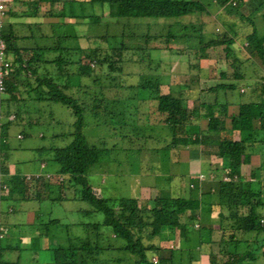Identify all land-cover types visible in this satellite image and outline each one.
Masks as SVG:
<instances>
[{
	"label": "trees",
	"instance_id": "trees-1",
	"mask_svg": "<svg viewBox=\"0 0 264 264\" xmlns=\"http://www.w3.org/2000/svg\"><path fill=\"white\" fill-rule=\"evenodd\" d=\"M204 1L88 0L92 6H100L105 16L109 15L118 19L122 17L177 18L203 11L205 9ZM213 1L228 7L231 6L232 9L237 2H241V0ZM31 4L34 13L38 6L46 5L45 14L58 18L61 20L60 22L65 21V18L81 17L84 12L83 3L77 0H31ZM256 11L259 12L264 23V0L258 3ZM142 21L145 20L140 19L138 22ZM173 23L174 25L171 22L168 27L166 24H158L165 28V33L152 32L153 28L150 27L148 20L146 23L126 24L115 45L107 38L106 42L100 43L96 37L97 45L100 43L96 49L91 48V45L87 48H62L63 38L67 35L65 32L59 34L52 46L40 43H36L33 47L22 46L17 41L23 36L12 35L14 32L10 28H3L4 24L2 25L0 34L6 41L7 53L12 56V69L5 77L8 97L0 99V185L5 184L8 187L6 194H0V201L4 199L24 200L28 198L30 192L33 198L38 199L40 193L37 191L40 186L42 189L43 186H53L52 184L60 182L58 185H74V197L90 205L91 209L82 212L89 215L101 212L104 219L102 223L77 224L80 227L88 228L94 235L92 237L79 235L68 237L65 244L51 248L53 257L51 262L38 263L36 237L29 235V243L24 246L21 245L24 235L17 237L15 243L3 244V240L9 233V228L3 227V214L0 206V264H113L108 259V255L111 253L116 254L114 262L119 264L123 261V257H120L123 255L119 256V252L127 257H132L133 264H171V257L174 256L175 249H170L168 258L159 255L163 248H161L158 239L161 238L164 231L173 232L176 229L179 230V236L185 238L188 228H193L196 222H200L196 229L198 230V240L210 245L208 258L211 264H255L262 254L264 256V184L261 183L264 181L261 178L264 174V32L259 34L255 26L245 34L242 41L253 60L240 58L234 53L232 56L227 54L218 56L215 81L213 83L206 81L209 87L202 90L205 94L212 93L214 95L212 102H208L209 99L205 98V94L199 101L203 108L200 115L208 120L206 131L215 134L226 129V120L229 118L230 129L239 131L240 135L238 140L225 138L222 135L218 136L217 151L214 154L223 159V163L218 167L221 170V175L217 174V179L208 184V191L198 194L201 179L197 177L192 180L193 187L189 197L159 195L145 206L133 197L104 198L100 193L95 192L87 178L90 167L96 163L101 162L100 169L103 167L111 171L113 168L106 167L108 159H103V155L108 154L112 147L90 145L82 132L84 104L90 106L94 116L98 115L99 110L109 116L106 114L107 109L110 105L117 104L119 98L137 97V89L149 88L151 91L141 95L137 106H140L141 110L144 107V111H147L148 108L152 112L155 108L157 112L155 113H159L160 116L156 124L168 128L171 138L163 148L165 153H170L175 148L194 144L201 138L199 134L189 130L192 119L199 116V108L189 107L187 103L189 97L182 93L187 92L190 86L199 82L197 75H191L190 78H187V75L182 76L177 83V90L169 85L166 92L162 91V84L166 79L169 80L170 75L162 77V73H156L155 76L152 75V78L147 77L142 80V74L145 73L140 72L137 74L139 76L136 79L137 84L123 85L115 82V78L120 74H124L122 77L127 76L120 58L123 57L122 51L130 49V47L143 50L142 54L154 62L157 72L161 70L170 72L169 62L161 54L171 53L170 51L173 49L171 44L173 45L178 39L183 40V44L179 48L173 45L176 53L184 54L186 47L194 46V40H196L195 46L198 48L199 40L197 49L200 51L199 54L208 57V49L220 45L225 46L224 49H226L230 44H233L235 34H237L222 32L207 39V35L202 34L199 26L193 25L190 27L191 31L185 33L188 30L186 24H181L182 22L178 19ZM139 30L141 32L138 33ZM126 36L131 39H142L143 45L133 46L129 43L128 46L122 44L119 47L120 37ZM204 36L206 41L200 42V38L202 37L204 40ZM87 39L88 42L94 43L92 36H87ZM105 49H107L106 54H104ZM148 49L150 52H145ZM94 52L102 55L97 60L99 63L97 73L94 72L91 65V53ZM72 61L78 65L76 72L69 70L70 66H73ZM105 62H109L107 69L103 67ZM50 64L54 66L59 64L65 69L56 71L55 68H50ZM90 67H92V71ZM252 71H254L253 75H251ZM249 74L252 79L250 90L245 98L240 96L234 100L235 110L230 109V105L233 103L228 101L230 100L229 93L225 92L227 94L225 102H220L217 99L218 91L234 89L235 85L231 81L245 79ZM57 75L66 77V80L61 83L54 81L52 77ZM22 79L25 80L22 81ZM60 80L62 79L60 78ZM39 88H43L42 95L34 93ZM72 88H75L77 92H83H80L79 98L66 93ZM133 89L135 91L130 93L129 91ZM246 89L245 84L240 85L239 93H245ZM122 90L129 94L117 96ZM32 91V94L26 93ZM28 97L60 102L66 105L75 117L73 131L68 134L69 142L62 147L50 148L51 160L58 164L61 175L60 179L56 177L52 183L45 181L43 179L45 175L41 176V174H33L30 179L27 178V175L7 176V166L5 165L7 157L3 155L7 146V128L9 122L15 120L19 113L18 109L13 110L12 101L14 103L22 102ZM151 102L154 104L152 105ZM10 115H15V118L9 119ZM3 117L5 120L2 122ZM253 154H259L261 162L252 171L249 180H245L242 178L241 168L243 165H249ZM136 170L137 166L129 171ZM255 174L256 178H254ZM212 188L213 191H210ZM203 195H206L210 202L208 206L211 214L207 218L199 219L202 206L205 205L202 199ZM214 196H216V200L213 199ZM216 206L219 207V211L213 209ZM8 212L9 210L5 211V214ZM213 213L216 217L212 216ZM39 224L41 228L46 229L48 225L62 223L59 219L53 218ZM64 226L69 227L70 225ZM100 226L109 227L111 237L99 233ZM44 234L46 235V232ZM249 239H252L250 240L251 244L248 242ZM242 244L244 249L240 252L239 248ZM46 248L48 249V247ZM7 252H14V257L9 256L7 260L3 259ZM154 254L158 255L157 263L152 259L155 257ZM221 254L227 255L225 260L220 259ZM194 256L196 255L192 253V255H188L187 261L182 262L181 260L174 264H192L199 261L200 258Z\"/></svg>",
	"mask_w": 264,
	"mask_h": 264
},
{
	"label": "rangeland",
	"instance_id": "rangeland-1",
	"mask_svg": "<svg viewBox=\"0 0 264 264\" xmlns=\"http://www.w3.org/2000/svg\"><path fill=\"white\" fill-rule=\"evenodd\" d=\"M261 1L262 0H241V2H237V4L234 6V9H232L231 6L228 7L225 4L221 5L217 1L205 0V9L203 11L187 14L177 18L122 17L118 19L109 15L105 16L101 7L96 5L91 6V8H88L86 12H83L82 19H86V22H84L83 25H62V29H60V31L65 33H84L88 36H92V41L94 43H90L89 45H91V48L94 47V49L98 48L100 43L106 42V38L115 45V42L119 41V35L126 24L146 23L147 20L150 27L153 28L152 32L161 31L162 33H165V28L160 27L158 24H166V27H168L171 22L172 25H174L173 21L178 19L180 22H182L181 24H186L188 26V30H186L185 33L191 31L190 27L193 25L199 26L202 34L207 35V39L217 36V33L220 34L222 32H228L232 35L237 33L235 34V41L233 44H230V46L226 49H224L225 46L223 45L208 49V57H203L199 54L200 51L197 50L198 48L195 46L196 40L193 41V47L188 46L185 48L187 49L185 54L176 53L174 46L179 48L183 44V40L181 39L175 41L173 43L174 46L171 44V47L173 48L170 51L171 53L164 52L161 54V56L169 62V65H171L170 69L175 72L171 80L167 81L166 79L165 82H163L162 88L164 90H167L166 87L169 86V84L174 90H177V83L182 76L187 75L186 77L190 78L191 75L197 74H199V77L200 74L204 75L205 82L204 79H200L201 83L198 85L205 87L209 85L207 83H213L212 77L215 76L214 73L216 74L215 64L218 56L222 54L232 56L234 53L240 58H248L251 61L253 60L251 58V54L248 53L249 50H247L246 45L242 41L245 34L249 33L253 26L257 28L259 34L264 32V23L259 12L256 11L258 3ZM140 19L145 21L138 22ZM3 24H6L7 27H10L11 23L7 19L3 18ZM56 30L59 31V29ZM32 31H34V27H32ZM21 32L22 29L18 27V34H21ZM139 32H141V30H139L138 33ZM96 37H98L97 41L100 42L98 45L95 40ZM205 39V36L204 40L201 37L200 42H205ZM129 43L133 46L139 44L143 45L142 39H131L126 36L120 37L118 46L120 47L122 44L128 46ZM142 52L144 51L132 47H130L128 50L122 51L123 57L120 59L127 76L122 77L124 74H120L115 78V82L123 85L137 84L136 79L139 78L137 74L140 72L145 73L142 74V80L147 79V77L152 78V75L156 70L154 62L150 61L146 55L142 54ZM145 52H150V50L148 49ZM96 53H91V65L95 73L98 71V57H102L101 54ZM106 53L107 49L104 51V54ZM114 58H116V56H114ZM108 63L109 62L103 63L104 69L108 68ZM71 64H73V66H70L71 69L69 70L71 72H76L78 65H76L73 61ZM49 66L51 69L55 68L56 71L65 69L59 64H55V66L50 64ZM92 67H90L91 71ZM254 71H252L251 75L254 74ZM160 72L163 71L161 70ZM251 75H247L245 79L234 80V82L231 81V83L235 85V88L228 90V92L232 96L233 100L235 98H239L240 96L242 98L247 96L250 90V84L252 83ZM52 78L58 83L66 80V77L60 75L54 76ZM60 78L62 80H60ZM24 80L25 79H22V81ZM243 84L247 86V89L245 93H239V86ZM42 89L43 88H39L35 90L34 93L42 95ZM135 89L130 90L129 92L133 93ZM137 91V97L119 98L117 104L110 105L107 109L108 113L106 112V114H109V116L105 115V113L100 110L98 111V115L94 116L91 113L90 106L85 104L83 106L84 126L82 132L86 137V140L90 145H94L96 147H102L103 145L107 148L112 147V150L108 152V154L105 153L103 155V159H108L106 167L113 168V170H115L119 176H122L117 187H114L113 185L115 180L114 175L110 176V183L103 184L101 182L102 177L97 175V172L100 171L102 166L101 162L90 167L87 178L91 184H97L102 187V197L104 198L112 197L110 195L112 188H116L118 193H123L125 194L124 197H128L130 194L128 184L130 182L126 177L125 172L135 168L136 166L137 168L148 171L157 169L161 159H163L165 156V152L161 150L166 146V141L164 138L158 137V134L169 135L168 128L156 124V121L160 116L159 113L156 114L157 112L155 108H153L154 112H152L148 108L147 111H144V107L141 110L140 106H137L138 99H141V95L147 94L151 91V89L139 88ZM80 92L75 91V88L66 91L68 95H71L75 98H79ZM26 93L32 94L33 91ZM107 93L109 94V92ZM122 94L124 96L128 95L129 93H125V91L122 90L117 94V96L121 97ZM221 95V90L216 93L218 100L221 99ZM6 97L8 96L5 95L4 98ZM213 98V94L208 97L209 100H212ZM151 103L152 105L154 104L153 102ZM12 105L13 110L18 109L19 113L15 120L9 122L7 128L6 141L8 147L6 148V157L10 159L15 155L14 149L21 146L24 154L18 155V157H27L28 159V157L35 158L36 155V163H38L40 160L39 158L42 156V158L50 160L49 162L53 164V168L57 166V172H59L58 164L51 160L52 153L50 148L62 147L69 142L70 137L68 134L73 131V122L75 119L72 111L66 105L60 102L44 101L39 100L38 98L34 99V97H28L22 102L20 101L14 103L12 101ZM4 120L5 118L3 117L2 122ZM17 135H20V137L17 138ZM35 147L44 148L45 151H42L40 155H37ZM156 149H158V152ZM221 161H223V159H221L220 162ZM26 162L28 161L26 160ZM48 170L49 169H45V171ZM57 175L58 174L53 173L52 178H45V181L47 180L52 183V181H55V176ZM199 176L201 179L200 181L205 179L203 175ZM140 178L143 179V183L151 182L155 185L156 179L151 178L150 176H142ZM58 184H52L53 186L46 185L44 188L39 190L40 197L38 198V206L40 207V210L39 212H36L35 217L36 219L39 218V220L34 221L33 224H17V220L14 217L15 213L8 212L2 215L3 227L9 228V233L5 237V240H3V244L9 242L15 243L17 241V237L23 234L32 235L34 238L36 237L35 246L38 247V263L47 261L51 262L53 260L51 248L56 247L59 244H65L68 237L75 235H79L81 237H92L94 235V233L89 231L88 228L70 224L71 222H79L80 220L82 222L89 223H102L104 219L101 212H94L88 216H82L80 213H78L76 211L78 206H82L85 210L91 209L90 205L78 199L70 198L69 203L60 205V202L57 199L58 196H60L63 191L65 192L64 189L75 186L69 184H65V186L60 184V186ZM104 188H106V190ZM74 191L75 188H72V194ZM20 204L21 201L17 199H4L2 208L4 211H7L10 210L8 205H12L17 210V213H19L21 206ZM143 204L145 206L148 205L147 202H144ZM53 218L59 219L62 224L48 225L46 226V229L41 228L39 223L48 222ZM66 224L70 226H64ZM198 227L199 225H196L193 228H188V234L185 238H181L179 236L177 229L173 232L164 231V233L161 235V238L158 239L161 248H163L159 255L168 258L170 256V249L174 248L175 252L174 256L171 257V264L178 263L181 260L182 262L187 261L188 255H192V253L198 258L203 255H208V253L202 252L206 245L209 247L210 245H208L206 242L201 243L200 240H198V230H196ZM215 227H217V225H215ZM109 231L110 228L107 226H100L98 230L99 233H104V235L107 236L111 235ZM45 232L46 235L44 234ZM250 240L252 239L248 240L249 244H251ZM114 241H117V239H114ZM21 245L24 246L23 243ZM47 245L48 249H46ZM239 249L241 252L244 249V245L242 244ZM208 252L210 253V248ZM9 256L14 257V252H7L3 259L7 260ZM119 256L123 257V261L119 264H133L132 257H127L122 252H119ZM154 256L155 257H153V259L156 258L158 261V255L154 254ZM115 257V253L108 255V259L112 261L113 264H115ZM226 257V254L220 255L221 260H225ZM157 261L155 263H157ZM192 264L200 263L197 261L193 262Z\"/></svg>",
	"mask_w": 264,
	"mask_h": 264
},
{
	"label": "crops",
	"instance_id": "crops-1",
	"mask_svg": "<svg viewBox=\"0 0 264 264\" xmlns=\"http://www.w3.org/2000/svg\"><path fill=\"white\" fill-rule=\"evenodd\" d=\"M81 1L84 5V11L88 8H91L90 2L88 0H77ZM31 0H14L12 3L8 5L7 11L5 13L4 18L10 21V27H7L6 24L3 25V28H10L12 30V35H20L23 36V38H18V44H22V46L27 47H33L36 43L40 44H49L53 45V42L55 39L58 38L60 33H64L60 31L62 29V25H83L84 22H86V19H82L81 17L78 18H65V21L60 22L58 18L50 17L45 14L46 5H40L38 6L37 11L34 13V9L32 8ZM38 18V19H35ZM80 22V23H79ZM18 27L22 29L21 34H18ZM32 27H34V31H32ZM59 29L60 32H58ZM34 33V34H32ZM85 35V36H84ZM87 36L84 33H74V32H67V35L63 38L62 42V48H69V49H75L77 47L81 48H87L90 45V41L88 42ZM56 37V38H55ZM78 37V38H77ZM17 40V38H16ZM88 42V43H87ZM198 48H199V40H198ZM59 50V48H58ZM187 51V49H185ZM184 52V54L186 53ZM171 66V65H170ZM216 68V64H215ZM156 72L153 73L155 76L156 73H162V77H165L167 75H170L169 80L172 79L175 72L170 69V72H157L158 70H155ZM214 75H216L214 73ZM198 83H194L193 86H190L189 90L187 92H182L185 96L189 97L188 100V106L192 107L195 106L199 108V116L197 118H193L189 130L191 132H194L196 134H199L201 138L197 140L198 142H194V144H190L185 147L175 148L170 151V153H165V156L163 159H161V162L158 164L157 169L153 170H143L141 168H137L136 171L130 172L127 170L125 172L126 177L129 180L128 188H129V195L128 197H133L140 201V203L147 202L150 203L152 199L159 195H171L176 197H183L187 198L191 195V188L192 180L194 178H199V175H203L205 179L203 181H200L199 183V189L198 194H201L205 191H208V187L211 182H214L217 179V174L221 175V170L218 168L222 164L223 161L220 162L219 157L216 156L215 151H217V141L218 136L222 135V137L230 138L233 140H238L240 138L239 131H232L230 129L229 125V118L226 120V129H222L220 132L215 134H210L206 131L208 120L204 118L203 115H200V113L203 111L202 106H200L199 101L202 100L203 94V88H207L209 86L202 87L198 84L201 83V80H203L205 77L203 74H197ZM215 77V76H214ZM213 78V81H215V78ZM201 79V80H200ZM167 79V81H169ZM205 82V79H204ZM170 85V84H169ZM168 89V86L166 87ZM241 89V88H240ZM163 92H166L162 88ZM240 91V90H239ZM229 93L228 91H222L220 102H225L226 93ZM205 98L208 99V97L211 94H205ZM214 97V95H213ZM228 100L230 103H233L230 105V109H236L235 102L237 98L234 100L232 99V96L228 95ZM192 98V99H191ZM212 100H208V102H212ZM16 119V118H15ZM56 136V135H55ZM20 135H17V138H19ZM158 137L164 138L165 141L169 142L171 135H161L158 134ZM8 146H6L7 148ZM6 148L4 149L3 155L6 156ZM158 149H156L157 151ZM35 151L37 152V155H40L42 151H45L44 148L35 147ZM163 151V149L161 150ZM164 152V151H163ZM15 155L12 156L10 159L7 158L5 161V165L7 166V176L10 175H33V174H41V176H47V178L51 179L52 174L56 173L58 174L56 177H61L59 172H57V166L53 168V164H51L49 159H44L42 156L39 158V162L36 163V155L35 158L33 157H18V155H23L24 152L22 151V147L19 146L16 149H14ZM26 160L28 162H26ZM35 160V162H34ZM249 165H243L241 168V175L242 178L245 180H249V177L252 174V171L256 169L261 162V158L259 154H253L250 159ZM54 162V161H53ZM45 169H49L48 171H45ZM45 171V172H44ZM60 175V176H59ZM97 175H100L101 182L103 184L110 183V176H115V180L113 182L114 187H117L119 185V182L121 181L122 176H119L115 170L111 169L106 170V168L100 169L99 172H97ZM45 176L43 179H45ZM49 176V177H48ZM142 176H150L151 178L156 179L155 185L153 183H143V179L140 177ZM219 178V177H218ZM256 178V174L255 177ZM262 179H264L261 176ZM141 179V180H140ZM261 183L264 184V181ZM43 186V185H42ZM93 189L96 193H100L102 196V187L97 184H92ZM41 186L39 187L40 190ZM44 188V186H43ZM75 187H70L67 189H64L60 196H58L59 204H67L69 203V199H76L74 197V193L72 194L71 190ZM106 190V188H104ZM37 191V193L40 191ZM213 191V188L210 190ZM110 195L112 197L110 198H117V197H123L125 194L118 193L116 188H112ZM202 199L204 200L205 205L202 206L201 213L199 215V219H204L210 216V208L208 205H210L209 201L207 200V196L203 195ZM213 199L216 200V196L213 197ZM21 201L20 211L17 213V210L12 206L8 205L9 213H15V219L17 220V224H33L34 221H38L36 219V212H39L40 207L39 205V199L33 198L32 193L30 192L28 195V198ZM3 200L0 201V206L2 209V214H5V211L2 208ZM7 208V209H8ZM215 211H219V207H213ZM85 210L82 206H78L76 208V211L80 213L82 216H88L89 214H86L82 212ZM213 213L212 216L216 217V215ZM80 223L90 224L89 222H82L79 220V222L73 221L70 224L77 225ZM202 223V222H201ZM216 223V222H214ZM196 225H200L199 223H194L193 227ZM216 224H214L215 226ZM178 230V229H177ZM179 233V230H178ZM24 235V234H23ZM32 236V235H31ZM29 235H24L22 238V243L25 245H28ZM50 244V242H49ZM48 247V245H47ZM209 246H205L202 253H209ZM47 249V248H46ZM257 263L264 264V256L262 254V257L257 259ZM200 264H211L209 262L208 255H203L200 257V260L198 261Z\"/></svg>",
	"mask_w": 264,
	"mask_h": 264
},
{
	"label": "built area",
	"instance_id": "built-area-1",
	"mask_svg": "<svg viewBox=\"0 0 264 264\" xmlns=\"http://www.w3.org/2000/svg\"><path fill=\"white\" fill-rule=\"evenodd\" d=\"M13 0H0V29L3 25V17L5 12L7 11L8 5ZM12 56L6 51V41L1 37L0 34V99H3L6 95V85H5V77L8 72L12 69ZM15 115H10L9 119H14ZM0 122H1V114H0ZM27 178L30 179L31 175H27ZM8 191V187L4 185H0V194L4 195ZM262 221V220H261ZM153 259V258H152ZM155 262L157 259H153ZM261 264V263H255Z\"/></svg>",
	"mask_w": 264,
	"mask_h": 264
},
{
	"label": "clouds",
	"instance_id": "clouds-1",
	"mask_svg": "<svg viewBox=\"0 0 264 264\" xmlns=\"http://www.w3.org/2000/svg\"><path fill=\"white\" fill-rule=\"evenodd\" d=\"M12 3V2H11ZM6 13V12H5ZM5 16V15H4ZM4 18V17H3ZM13 120V119H12ZM225 178V177H224Z\"/></svg>",
	"mask_w": 264,
	"mask_h": 264
}]
</instances>
